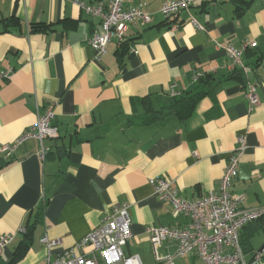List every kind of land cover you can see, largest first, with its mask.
I'll use <instances>...</instances> for the list:
<instances>
[{
    "label": "crops",
    "instance_id": "1",
    "mask_svg": "<svg viewBox=\"0 0 264 264\" xmlns=\"http://www.w3.org/2000/svg\"><path fill=\"white\" fill-rule=\"evenodd\" d=\"M163 2L124 0L125 7L145 5L151 21L129 22L125 48L112 39L96 58L87 39L98 20L71 0H0V69L11 70L0 82V146L25 133L47 108L58 132L44 139L50 146L44 159L34 139L10 157L0 152V235L13 236L0 264H45L47 255L55 257L97 226L115 203L127 204L130 219L124 252L157 264L148 228H182L189 218L174 216L149 178H171L187 199L215 191L240 134L246 145L229 189L244 194L246 207L264 205V0H195L171 17L159 11ZM213 39L236 47L257 42L242 53L256 84L252 110L244 82L229 75L226 54ZM207 71L213 97H202L185 119L158 111L172 88L191 89L193 75ZM214 101L218 114L210 111ZM39 209L41 218H34ZM33 223L29 246L13 260L20 228ZM43 235L57 240L49 252ZM240 239L244 259L251 260L264 244V219L245 224ZM176 249L172 239L158 246L161 254ZM174 262L201 264L193 253Z\"/></svg>",
    "mask_w": 264,
    "mask_h": 264
},
{
    "label": "built area",
    "instance_id": "2",
    "mask_svg": "<svg viewBox=\"0 0 264 264\" xmlns=\"http://www.w3.org/2000/svg\"><path fill=\"white\" fill-rule=\"evenodd\" d=\"M71 1L98 20V28L87 39L96 58L106 53L107 44L112 39H116L118 43L125 42L129 22L137 20L145 25L151 21V13L142 4L125 7L124 0H105L96 3L84 0ZM194 1L164 0L159 11L164 17H171L182 10L188 11ZM191 22L197 28H203L194 17H191ZM213 43L216 49L224 50L228 60L225 68L228 71L244 69L245 96L249 101V109L252 110L258 104L256 84L242 60V53L247 47H255L257 42L245 40L241 47L222 44L215 39ZM132 51L136 53V49L133 48ZM10 75V69H0V82L9 79ZM176 94L178 92L172 88L171 96ZM51 119L52 112L49 108L42 113L37 112L34 124L12 142L2 144L0 152L10 157L23 142L34 139L38 142L35 153L40 159H44L50 150L44 139L53 138L58 134ZM237 139L236 152L229 158L215 191L209 190L200 197L187 199L180 195L171 178L162 175L149 178V183L159 198L171 204L172 214L174 216L185 214L189 218L188 224L182 228L170 226L148 228L157 264H176L174 258L183 253L197 255L201 264H264L261 263L259 254L252 260H245L243 257L240 229L250 221L264 219V205L246 207L244 194L229 189L237 176L238 159L246 145L244 134L238 135ZM126 208V203L113 204L112 209L97 226L55 257L47 255L45 264H142L138 255L126 254L123 250L130 237V219ZM23 230L24 227H21L20 231ZM12 238L11 234L0 235V254L3 246ZM168 239L177 242L176 251L159 253V244ZM40 241L49 252L57 240L43 235Z\"/></svg>",
    "mask_w": 264,
    "mask_h": 264
},
{
    "label": "trees",
    "instance_id": "3",
    "mask_svg": "<svg viewBox=\"0 0 264 264\" xmlns=\"http://www.w3.org/2000/svg\"><path fill=\"white\" fill-rule=\"evenodd\" d=\"M128 41V40H126ZM123 43V48L127 45V42ZM246 65V64H245ZM229 75H236L241 78L243 82H245L246 74L244 69H235L233 71H230ZM194 81H196V85L192 87L191 89L185 90L183 92H179L176 95L171 96V98L168 100L166 105L162 106L160 109H158L159 112L163 113V109H165V112L171 113L173 115H176L180 117L181 119H185L189 116V114L193 111L196 103L205 95H209L213 97V86H214V78H212V74L210 72H198L193 75ZM210 111H212L213 114H218L219 109L216 101H214L213 106L211 107ZM157 115H148L146 116V120H151ZM2 166V163L0 161V167ZM42 210L39 209L36 211V214L34 218L40 217L41 218V212ZM35 223L33 224H27L26 227H24V230L22 231V239L19 243V249L15 252L13 260L20 257L22 251L29 246L32 230Z\"/></svg>",
    "mask_w": 264,
    "mask_h": 264
},
{
    "label": "water",
    "instance_id": "4",
    "mask_svg": "<svg viewBox=\"0 0 264 264\" xmlns=\"http://www.w3.org/2000/svg\"><path fill=\"white\" fill-rule=\"evenodd\" d=\"M262 255L264 254V244H262V246L258 249V251L256 252V254L252 257V259L256 256V255ZM251 259V260H252Z\"/></svg>",
    "mask_w": 264,
    "mask_h": 264
}]
</instances>
